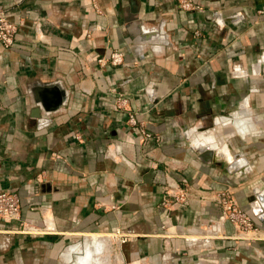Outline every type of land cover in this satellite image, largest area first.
Returning a JSON list of instances; mask_svg holds the SVG:
<instances>
[{"label": "crops", "instance_id": "crops-1", "mask_svg": "<svg viewBox=\"0 0 264 264\" xmlns=\"http://www.w3.org/2000/svg\"><path fill=\"white\" fill-rule=\"evenodd\" d=\"M193 1L0 0V189L21 198L0 264H264V0Z\"/></svg>", "mask_w": 264, "mask_h": 264}, {"label": "built area", "instance_id": "built-area-1", "mask_svg": "<svg viewBox=\"0 0 264 264\" xmlns=\"http://www.w3.org/2000/svg\"><path fill=\"white\" fill-rule=\"evenodd\" d=\"M179 5L185 9L195 8L193 0H177ZM18 30V25L7 17L5 9L0 8V42L4 47H11L15 42V36ZM113 65H118L123 62V53L120 51H111L107 57ZM127 102L124 96L119 97L117 108L123 107ZM130 121L133 124L137 123L134 115L130 116ZM144 138H152V133L144 128L140 129ZM235 189L227 187L222 190L215 191L213 198L219 203L222 212V218L230 221L236 231L237 237H253L255 231V220L253 215L245 208H243L234 195ZM189 203L186 192L180 189L174 192L171 188L166 190L162 204L172 211L176 208H181ZM21 214V198L16 191L9 189H0V222H11L19 219ZM115 236L121 237V242L128 240V235L124 234L120 228H116L113 233Z\"/></svg>", "mask_w": 264, "mask_h": 264}, {"label": "water", "instance_id": "water-1", "mask_svg": "<svg viewBox=\"0 0 264 264\" xmlns=\"http://www.w3.org/2000/svg\"><path fill=\"white\" fill-rule=\"evenodd\" d=\"M46 107L47 109H49V106H47V103H45V102H40L39 103V107ZM260 200H261V202H262V206L264 207V199L263 198H260ZM251 209H252V211H253V214L254 215H260V213H259V211H261V207L259 206V204H257L256 202H254V204L252 203L251 204ZM261 216V215H260ZM172 222L174 223V224H176V221H175V219H172Z\"/></svg>", "mask_w": 264, "mask_h": 264}]
</instances>
